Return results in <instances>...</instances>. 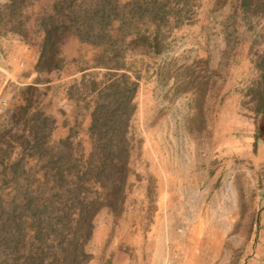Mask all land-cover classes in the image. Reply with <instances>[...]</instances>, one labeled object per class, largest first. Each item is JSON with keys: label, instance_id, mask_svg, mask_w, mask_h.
<instances>
[{"label": "rangeland", "instance_id": "rangeland-1", "mask_svg": "<svg viewBox=\"0 0 264 264\" xmlns=\"http://www.w3.org/2000/svg\"><path fill=\"white\" fill-rule=\"evenodd\" d=\"M35 1L30 0L18 16L9 9L0 10V36L12 33L40 42L39 33L45 34L41 27L43 18L52 15L54 5L63 0H55L39 16L37 29L33 30L28 8ZM129 1L120 3L124 6ZM158 3L167 16L162 15L158 24H154L147 14L128 30L135 32L136 27L140 34L128 38L127 43L136 42L126 49V54L127 63L141 78V86L135 100L138 110L131 122L134 174L127 198L134 205L144 197L153 200L158 196L157 181L141 172L145 144L157 136L164 160L173 167L178 179L186 180L193 167L203 168V244L194 248L191 238L176 237L183 245L192 246L184 248L194 250L193 255L198 257L192 264H242L253 242L264 186V115L258 113L264 106V0H252L247 7H243L242 0H158ZM168 3L171 10L165 7ZM105 4L106 0H85V9L96 12ZM77 11L78 18L84 20L83 9ZM98 21L97 16L94 22ZM120 25L119 21L114 22L115 28ZM155 35L157 49L152 47L155 46L152 41L143 40L144 36ZM69 36L79 38L68 35L61 45ZM56 61L61 65V55ZM105 73L106 70L100 72V80ZM46 96V88L32 84H13L8 94L0 95V104L7 102L5 112L0 115V251L3 252L12 251L14 245L1 240L33 234L32 205L42 208L56 201L46 189L43 166L48 159H41V154L46 152V142L52 147L68 139L54 141L51 136L46 139L53 128L43 111ZM76 138L69 139L75 157L86 160L93 149L91 137L89 153L83 152V144ZM144 207H136L132 215L143 212ZM124 211L125 205L118 214L106 208L101 210L94 221L95 229L109 225L111 218L115 220V230L125 228L120 225ZM153 211L154 206H149L148 213ZM50 215L57 217L56 213ZM86 251L91 256L88 263L94 260L99 264L112 261L123 264L115 258L116 251L108 258L93 239ZM123 255L129 256V252ZM173 256L177 258L176 254ZM163 257L160 255L158 260L162 262ZM186 258L183 253L178 263L183 264ZM141 264H148L146 256Z\"/></svg>", "mask_w": 264, "mask_h": 264}, {"label": "trees", "instance_id": "trees-1", "mask_svg": "<svg viewBox=\"0 0 264 264\" xmlns=\"http://www.w3.org/2000/svg\"><path fill=\"white\" fill-rule=\"evenodd\" d=\"M29 1L9 0L0 10L9 9L18 16ZM251 1L242 0L243 7L249 6ZM169 4L165 7L171 10ZM78 8L83 9L84 20L78 18ZM162 8L158 0H131L124 6L120 0H106L104 7L91 12L85 9V0L80 3L79 0H63L54 5L52 15L43 18L41 27L45 39L37 66L39 73L59 68L56 61L59 47L68 35L106 47L98 61L106 73L101 80L98 75L92 76L86 87L94 101L90 129L93 149L83 160L75 157L69 139L52 147L46 142V152L41 154V159H48L43 166L46 189L56 201L42 208L31 206L33 234L1 240L10 242L14 248L10 252L0 251V264H86L91 260L86 246L93 237L99 212L105 208L114 214L123 211L134 174L131 122L138 110L135 100L141 86V78L127 63L126 54V49L136 42L127 43L128 38L140 34L136 27L135 32L128 30L147 14L158 24L162 15H168ZM97 16L99 21L94 22ZM115 21L121 23L118 28L114 27ZM156 36H144L143 40L152 41L151 45L155 43L152 47L157 49ZM258 113L264 115V106ZM52 213L57 217H52Z\"/></svg>", "mask_w": 264, "mask_h": 264}, {"label": "crops", "instance_id": "crops-1", "mask_svg": "<svg viewBox=\"0 0 264 264\" xmlns=\"http://www.w3.org/2000/svg\"><path fill=\"white\" fill-rule=\"evenodd\" d=\"M54 1L36 0L28 8L33 30L37 29L39 16L51 8ZM7 2L0 0V5ZM39 34L41 41L38 43L12 33L0 36V95L8 94L13 84L46 88L43 111L53 123L49 136L54 141L77 136L76 141L83 144V152L89 153L94 101L86 87L92 76L98 75L100 79L102 75L100 72L104 69L100 68L98 59L104 49L69 36L61 45L62 63L59 68L39 73L37 66L45 38L44 33ZM148 141L151 143L145 144L141 156L144 163L141 172L152 175L157 181L158 196L153 200L144 197L134 205L128 197L120 219V225L125 228L115 230V220L111 218L109 225H100L95 229L93 242L101 245V252L108 254V258L116 251L115 258L123 264H141L144 256L148 264H179L178 259L183 253L187 256L183 264H192L191 261L198 258L193 255L194 250L185 251L184 248L188 249L191 245H183L176 237L191 238L194 248L203 244V168L193 167L186 180L178 179L173 167L164 160L157 136ZM189 192L193 195L188 196ZM142 206H145L143 212L137 211L133 216V209ZM149 206H154L151 214L148 213ZM253 235L247 259L242 264H264V186ZM125 252H129V256L124 257ZM160 255L164 256L162 262L158 260ZM88 264L99 262L92 260Z\"/></svg>", "mask_w": 264, "mask_h": 264}, {"label": "built area", "instance_id": "built-area-1", "mask_svg": "<svg viewBox=\"0 0 264 264\" xmlns=\"http://www.w3.org/2000/svg\"><path fill=\"white\" fill-rule=\"evenodd\" d=\"M7 105V102L4 101L2 104H0V115H2L5 112V106Z\"/></svg>", "mask_w": 264, "mask_h": 264}]
</instances>
